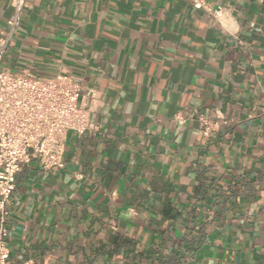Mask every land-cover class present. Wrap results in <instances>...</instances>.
Wrapping results in <instances>:
<instances>
[{"label":"crops","instance_id":"0c3cea01","mask_svg":"<svg viewBox=\"0 0 264 264\" xmlns=\"http://www.w3.org/2000/svg\"><path fill=\"white\" fill-rule=\"evenodd\" d=\"M26 0L2 68L78 79L95 129L16 175L12 264H264V0ZM11 15L0 0V39ZM199 118L211 123L202 135Z\"/></svg>","mask_w":264,"mask_h":264},{"label":"built area","instance_id":"2783aa9c","mask_svg":"<svg viewBox=\"0 0 264 264\" xmlns=\"http://www.w3.org/2000/svg\"><path fill=\"white\" fill-rule=\"evenodd\" d=\"M195 9L204 8L214 20L226 15L223 8L208 9L202 0H191ZM26 0H10L11 15L0 39V264H12L7 245L8 211L15 190L16 175L37 163L42 171L62 169L66 135H83L95 129L89 112L79 103L78 79L62 70L52 77H34L2 68V60L13 45L21 24ZM207 137L211 123L199 118ZM16 264H35L24 260Z\"/></svg>","mask_w":264,"mask_h":264}]
</instances>
